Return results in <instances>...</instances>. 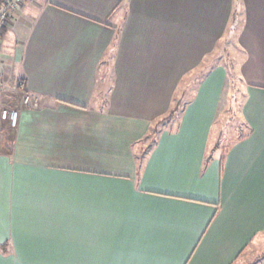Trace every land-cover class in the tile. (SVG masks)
Segmentation results:
<instances>
[{
    "label": "crops",
    "instance_id": "obj_1",
    "mask_svg": "<svg viewBox=\"0 0 264 264\" xmlns=\"http://www.w3.org/2000/svg\"><path fill=\"white\" fill-rule=\"evenodd\" d=\"M0 39V264H264V0H27Z\"/></svg>",
    "mask_w": 264,
    "mask_h": 264
},
{
    "label": "built area",
    "instance_id": "obj_2",
    "mask_svg": "<svg viewBox=\"0 0 264 264\" xmlns=\"http://www.w3.org/2000/svg\"><path fill=\"white\" fill-rule=\"evenodd\" d=\"M26 1L27 0H0V28L10 22L13 12L19 9ZM20 104L21 106H39L38 99L29 93H25L20 98ZM19 112L20 107L18 104L0 107V117L3 120H7L12 127L18 124Z\"/></svg>",
    "mask_w": 264,
    "mask_h": 264
},
{
    "label": "rangeland",
    "instance_id": "obj_3",
    "mask_svg": "<svg viewBox=\"0 0 264 264\" xmlns=\"http://www.w3.org/2000/svg\"><path fill=\"white\" fill-rule=\"evenodd\" d=\"M224 59H227V58H224ZM230 59V58H229ZM228 60H226L225 62H227ZM163 126H166V124H164Z\"/></svg>",
    "mask_w": 264,
    "mask_h": 264
}]
</instances>
